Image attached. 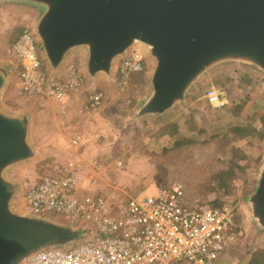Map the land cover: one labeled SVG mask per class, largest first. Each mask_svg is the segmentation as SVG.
I'll return each instance as SVG.
<instances>
[{
  "label": "rangeland",
  "instance_id": "obj_1",
  "mask_svg": "<svg viewBox=\"0 0 264 264\" xmlns=\"http://www.w3.org/2000/svg\"><path fill=\"white\" fill-rule=\"evenodd\" d=\"M39 15L40 9L35 5L13 0L0 1V66L8 72L6 84L0 92V110L13 115L28 111L30 121H34L33 126L42 121L39 113L47 112L48 108L58 109L59 101L25 99L19 95V87L16 86L20 72L18 61L10 55L9 49L15 30L21 28L23 31L26 26L30 27L33 40L40 47L35 33ZM133 49L139 50L145 58L142 73L137 75L142 79L140 82L131 84L129 81L128 88L119 91L113 70L108 78L104 73L98 74L94 79L85 74L84 88L80 91L81 101L77 113L88 118L87 125L92 130L98 127L97 120H106L103 124L111 120V132L106 134L98 127V138L88 139L81 144L58 145L55 156L53 151L50 152L53 147L47 152L35 146L30 134L29 144L34 150V157L15 164L6 171V175L17 187L13 209L22 213L26 187L43 173L53 170L56 162L52 160L54 157L63 161L73 151L80 154L76 161L82 171L81 188L85 190L90 186V192L106 196L110 204L180 182L188 202L230 205L235 211V226L228 257L240 264H251L249 259L255 252H264V229H260L252 219L248 202L264 160V139H227L224 143L220 138L225 133H231L236 126L246 125L251 120L258 122L257 119L264 110V73L242 62L220 63L225 65L222 71L210 74L205 81L195 82L191 86L193 92L190 95H200L197 106H203L201 114L189 112V108L184 107L180 113L174 114L175 117H137V110L151 93L148 63L151 57L149 50L138 42L134 43ZM38 53L43 58L44 66L54 74L41 47L38 48ZM74 63L80 67L78 63ZM211 86L221 87L231 97L229 101L227 99L225 106L213 108L207 104L204 95ZM92 91L103 92L102 104L92 111L83 110V103ZM191 103L189 99L186 104ZM211 109H215L214 112ZM33 128L36 130L35 126ZM30 130L32 131L31 126ZM228 144H232L233 148ZM49 153L52 154V159L48 156ZM75 156L72 157L76 158ZM229 160L233 161L232 164L241 165L242 169H235L236 175L231 180L230 193L222 195L223 190L217 189L214 177L226 168ZM43 217L72 225L69 218L54 212ZM73 226L78 224L74 223ZM83 230L90 236L97 234L96 228L89 224L87 228H79L78 238L74 243L79 242V239L87 240L86 236L83 237Z\"/></svg>",
  "mask_w": 264,
  "mask_h": 264
},
{
  "label": "water",
  "instance_id": "obj_2",
  "mask_svg": "<svg viewBox=\"0 0 264 264\" xmlns=\"http://www.w3.org/2000/svg\"><path fill=\"white\" fill-rule=\"evenodd\" d=\"M13 1L40 9L35 33L53 73L70 50L83 46L88 76H110L115 59L135 42L148 45L154 61L151 93L137 117L164 114L214 65L242 62L264 73V0ZM7 77L0 66V92ZM29 124L26 113L0 110V264H22L32 254L68 247L78 238L77 226L13 209L17 187L6 171L35 155ZM249 203L252 219L264 229V160Z\"/></svg>",
  "mask_w": 264,
  "mask_h": 264
},
{
  "label": "built area",
  "instance_id": "obj_3",
  "mask_svg": "<svg viewBox=\"0 0 264 264\" xmlns=\"http://www.w3.org/2000/svg\"><path fill=\"white\" fill-rule=\"evenodd\" d=\"M32 30L26 26L9 53L22 66L19 95L25 99L45 98L61 101L79 93L85 84L82 69L74 62L65 73H47ZM144 55L136 49L127 52L116 68L119 91L129 86L133 73L144 68ZM102 91H92L83 110L100 108ZM207 104L221 108L228 101L211 86L205 93ZM73 140V143H76ZM80 175L73 162L58 165L28 185L23 194L24 212L43 217L54 212L97 234L68 247H52L26 258L22 264H240L228 257L235 226L230 205L212 206L188 202L180 182L167 188L110 204L101 195L83 194ZM84 234V233H83Z\"/></svg>",
  "mask_w": 264,
  "mask_h": 264
},
{
  "label": "crops",
  "instance_id": "obj_4",
  "mask_svg": "<svg viewBox=\"0 0 264 264\" xmlns=\"http://www.w3.org/2000/svg\"><path fill=\"white\" fill-rule=\"evenodd\" d=\"M138 43H140V42H138ZM140 44H143V43H140ZM147 50H149V46L147 47ZM125 54H123V55H121L115 59L113 67H112V70L114 71V73H116V68L118 66L120 59ZM86 58H87L86 48L83 46L76 47L67 53L63 62L59 65L57 72H55V73H58L59 75L60 74L63 75L66 71L67 64L70 62H76L80 65L82 72L85 76V74H87L85 71ZM148 63H149V74H151V71L154 67L153 59L149 58ZM224 68H225L224 64L214 65L213 67L206 70L195 82H199L202 80L205 81L206 80L205 78H207V76H209L210 74H213V73H219ZM113 71H111V74L113 73ZM100 74H102V73H100ZM104 76H107V78H108L109 75L105 74ZM19 85H20V80L18 79L16 86L19 87ZM216 88H218L219 91L221 90L220 89L221 87H216ZM225 89H226V86H225ZM191 92H193V89H191V87H189V89L187 90L185 97L182 101L176 103L171 109L166 111L164 114L158 115L155 117H157V118H162L164 116L175 117L174 114L176 113V115H177L178 113H180L181 108L183 109L184 107L189 108L188 109L189 112H195V113L201 114L200 110H202L203 106H201V105L197 106L198 105L197 100L199 99L200 95H198V93L197 94L193 93L190 95ZM225 92L228 93V91H225ZM81 93L82 92H79L76 94H71V95L67 96L65 99L59 101V108L58 109H54V108L50 109L47 107L48 108L47 112L39 113L41 118H42V121H40L39 123L34 125L36 130H34V128H33L34 127L33 126L34 121H33V123L30 121L29 126H31L32 131L29 130V136H30V134L32 135L31 139L34 142V145L38 146L41 151H42V149L43 150L45 149V151H47L48 149H52L50 147H53L54 149H52L50 152L53 151L52 154L55 156L57 154L56 148L58 147V145H62V144L71 145V144H73V140L77 141L75 144H78V143L81 144V143L86 142L88 139L89 140L90 139L95 140L96 138H98L100 136V135H98V133H100V132L97 131L98 127L99 128L101 127L102 132H105L106 134H109L111 132V130L113 128V127L111 128V126H113L111 124V120H108V122L105 123L106 125L103 124V122H105L106 120L105 121L103 119L97 120L96 124L98 125V127H95V129L92 130V128H89L87 125L88 124V118L86 119L84 114H83V116H81L79 113H77V110H78L79 105H80L79 101H81V98L79 100ZM220 93L226 99H228V101H229V98H231L228 94H227L228 95L227 96L224 93V91H222V90L220 91ZM204 98H205V95H204ZM33 99H43V98L40 97V98H33ZM189 99L192 101V103L187 105L186 103H187V101L189 102ZM48 106L51 107V105H48ZM212 110L214 112L215 109H211L210 111H212ZM24 113H26L28 115L30 114L28 111H25ZM33 130H34V132H33ZM96 132H98V133H96ZM102 132H101V134H102ZM75 144H73V145H75ZM47 152H49V151H47ZM69 153H70V155H69L70 157H72L73 155H76L75 156L76 158L68 157L66 160L62 159L63 161H59L57 159V157H54V159H52V154L49 153L48 156H50V159H52L54 161L56 160V162H54L53 170L50 173H43V174H51L54 172L55 168L58 165L65 164L68 162H73L78 169V174L79 175L82 174V171L79 168V163H78V161H76L77 159H79L80 154H77V152H73V151H70ZM44 157L47 158L46 155ZM90 190H92L90 188V186L88 187V189L85 188L83 194L101 195L102 197L106 198V196L99 194V193H92V192H90ZM143 193H147V192H143ZM140 194H142V193H140ZM140 194H138V195H140ZM113 204H116V203H113ZM55 221L64 223V221H60L57 219ZM70 223H72V225L74 224V222H72V221H70ZM77 227L80 228L81 226L78 225ZM83 233H85V232L83 231ZM176 264H187V263L180 262V263H176Z\"/></svg>",
  "mask_w": 264,
  "mask_h": 264
},
{
  "label": "trees",
  "instance_id": "obj_5",
  "mask_svg": "<svg viewBox=\"0 0 264 264\" xmlns=\"http://www.w3.org/2000/svg\"><path fill=\"white\" fill-rule=\"evenodd\" d=\"M22 33L21 28H17L15 30V36H13L12 42L15 43V41L17 40V38L19 37V35ZM12 44V43H11ZM19 67V71L22 70V66L18 64ZM42 69L44 71H46L47 73L49 72V69H47L44 64L42 65ZM142 72H136L133 73L130 77V83L131 84H135L140 82L142 79L140 77H138L137 75H141ZM133 104V103H132ZM262 114L259 115L258 117V122L254 123V121H249L248 124L246 125H240V126H236L231 133H225L220 139L221 141H225L227 142V139L230 140H239V139H243V138H252V139H257V140H263L264 139V110L261 111ZM191 143L190 141H187V143ZM227 144V143H226ZM229 146L232 147V144H228ZM228 165L226 166L225 169H223L222 171H220L217 175H215L214 179H216L217 183V189L219 190H223L222 191V195L224 194H229L230 193V183L232 178L236 175L235 169H242L241 165L239 164H232V160L228 161ZM206 203V202H204ZM217 202L214 203H209L212 206H221L224 204H216ZM235 212V211H234ZM263 257H264V252L263 251H258L255 252L252 257L249 259V263L251 264H264L263 262Z\"/></svg>",
  "mask_w": 264,
  "mask_h": 264
},
{
  "label": "flooded vegetation",
  "instance_id": "obj_6",
  "mask_svg": "<svg viewBox=\"0 0 264 264\" xmlns=\"http://www.w3.org/2000/svg\"><path fill=\"white\" fill-rule=\"evenodd\" d=\"M257 185H258V179H257V184H256V187H255V189H254V192H255V190H256V188H257ZM254 192H253V193H254ZM251 197H252V195L249 196V198H248V202H250ZM260 229H261V228H260Z\"/></svg>",
  "mask_w": 264,
  "mask_h": 264
},
{
  "label": "bare ground",
  "instance_id": "obj_7",
  "mask_svg": "<svg viewBox=\"0 0 264 264\" xmlns=\"http://www.w3.org/2000/svg\"><path fill=\"white\" fill-rule=\"evenodd\" d=\"M142 45L147 49L148 45H146V44H142Z\"/></svg>",
  "mask_w": 264,
  "mask_h": 264
}]
</instances>
